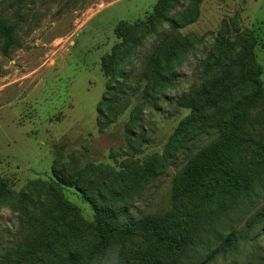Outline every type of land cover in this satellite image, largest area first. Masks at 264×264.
Wrapping results in <instances>:
<instances>
[{
    "label": "rangeland",
    "instance_id": "1",
    "mask_svg": "<svg viewBox=\"0 0 264 264\" xmlns=\"http://www.w3.org/2000/svg\"><path fill=\"white\" fill-rule=\"evenodd\" d=\"M158 2L0 0L18 43L5 55L0 39V175L13 189L0 205V264L16 250L22 254L11 258L20 264H68L94 244L93 210L77 188L62 192L65 210L47 215L53 169L80 180L121 219L172 210L176 174L218 138L215 121L254 90L246 83L228 97L220 93L230 60L252 36L264 84V0H167L163 17L147 25ZM119 33L131 40L118 65L130 89L108 124L99 107L115 80L102 61L124 41ZM167 36L181 39L169 81L136 117L148 84L137 81ZM185 97L200 104L199 113L181 104ZM263 214L264 173L207 225L183 264H264Z\"/></svg>",
    "mask_w": 264,
    "mask_h": 264
},
{
    "label": "trees",
    "instance_id": "2",
    "mask_svg": "<svg viewBox=\"0 0 264 264\" xmlns=\"http://www.w3.org/2000/svg\"><path fill=\"white\" fill-rule=\"evenodd\" d=\"M166 1L159 0L147 25H154L163 17L160 8ZM15 35L16 27L0 15V39L4 41L5 55L18 44ZM120 36L124 41L102 61L105 75L112 74L115 80L108 86L99 107L100 117L107 119L108 124L114 121L112 115H117L124 103L122 94L126 95L130 89L129 84L120 80L122 77L124 81H130L131 77L123 74L119 77L118 65L124 61L125 54L131 52V40L123 33ZM180 41L174 36L165 37L146 60L137 82L147 80L148 84L135 109L136 117L141 105L157 103L159 90L169 81L168 67ZM257 45V38L252 36V42L244 46L237 58L230 60V70L223 75L220 93L228 97L246 83L254 86V90L215 121L218 138L200 148L176 174L172 187L175 204L166 214L121 219L120 214L104 205L101 197L81 186L80 180L74 181L62 170L53 169L54 184L45 186L55 203L49 204L47 215L54 210L66 209L68 202L62 192L69 187L80 190L93 210L90 225L95 242L88 251L71 255L68 264H183L190 247L203 238L207 225L221 216L264 173V84L261 81L263 69L256 60ZM181 104L192 107L194 115L201 110L197 101L189 103L187 97ZM12 191V183L0 175V205L12 196ZM235 240L233 232L225 240L226 247L233 245ZM33 248L34 245H30L28 251ZM21 254L22 250L10 252L2 264H20L16 259ZM15 255L13 260L11 256Z\"/></svg>",
    "mask_w": 264,
    "mask_h": 264
}]
</instances>
